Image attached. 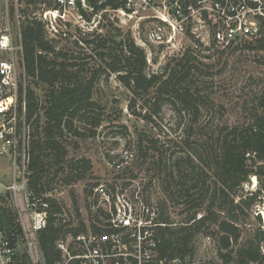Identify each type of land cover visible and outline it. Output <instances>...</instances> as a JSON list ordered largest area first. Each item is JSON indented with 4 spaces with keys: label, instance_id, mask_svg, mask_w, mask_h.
<instances>
[{
    "label": "rangeland",
    "instance_id": "rangeland-1",
    "mask_svg": "<svg viewBox=\"0 0 264 264\" xmlns=\"http://www.w3.org/2000/svg\"><path fill=\"white\" fill-rule=\"evenodd\" d=\"M42 1L52 5L51 0ZM245 1L240 0V4ZM200 2L199 8L193 11L183 7L187 4L185 0H152L145 9L139 7L137 0H133L131 9L134 11H127L125 4L118 9L97 11L82 7L83 21L80 27L61 23L56 35L44 30L47 40L57 50L68 51L75 58L73 62H76V68L88 76L94 69L97 70L94 52L85 43L92 33L107 38H133L136 45L145 51L150 74H160L167 64L171 68L181 59L193 60L198 68L195 80L200 85L206 107L201 122L207 123L210 130L224 124L232 127L247 123L259 100L264 97V51L255 49L257 41L264 36V11L259 8L264 0L255 1L258 4L256 10L244 13L240 9L237 15L239 20L228 19L225 7L213 8L212 0ZM201 10H206L207 19H203ZM3 17L4 1L0 0V21ZM163 20L180 25L182 31L173 32ZM230 21L237 24L233 36L227 38L228 26L225 25H230ZM155 26L165 30L166 39L162 44H154L147 37L148 30ZM98 74L93 87V99L98 107L92 116L100 115L102 124L93 128L90 121H84L87 113L77 114L73 130L71 133L66 131L63 136L62 141L68 151L65 161L59 165L50 161L47 167L43 179L46 193L43 197L59 203L71 227H77L82 222L87 230H94L92 226L96 227L105 220L103 213L97 212L98 203L93 196L97 185L104 184L112 192L121 189L129 196L131 192L140 190L143 200L157 211L158 218L167 217L173 224H179L193 209L180 199L168 201L159 173L163 168L157 163V155L151 146H156L173 158L188 152V146L181 142L184 131L180 119L173 115L171 105L161 102L159 112L152 121L143 120L141 116L144 112L138 115L142 101L137 99L135 106L128 108L133 99L131 91L117 80L115 74L110 73L108 77L101 71ZM34 84L31 83V87L34 88ZM43 90L42 85L36 88L40 99L43 98ZM28 122L32 133L31 122ZM91 132H94L93 136ZM150 141L156 143L150 145ZM139 142H142L145 150L150 148L148 153L144 154V149L140 151ZM126 151L131 156L124 160ZM84 160L89 161V169L83 167ZM170 165L167 164V167ZM12 172L8 157L0 156V209L9 207L17 216L13 197L4 188L11 183ZM80 174L84 178H74ZM67 178L71 180L67 181ZM253 178L256 177L249 179V185H244L239 195L260 188ZM258 200L251 211L246 210V216L238 218L240 242L258 243L264 252V192L259 194ZM205 205H201V208ZM219 206L220 203L216 202L215 212L223 218L225 213L218 209ZM200 212L198 218L203 214ZM257 215L261 220L257 219ZM202 233L192 238V251L183 262L221 264L214 238ZM22 246L19 247L20 252Z\"/></svg>",
    "mask_w": 264,
    "mask_h": 264
},
{
    "label": "trees",
    "instance_id": "trees-1",
    "mask_svg": "<svg viewBox=\"0 0 264 264\" xmlns=\"http://www.w3.org/2000/svg\"><path fill=\"white\" fill-rule=\"evenodd\" d=\"M185 1L197 7L204 0ZM239 2L212 0V7H226L227 15L233 17L235 11L230 9ZM245 3L252 9L258 8L252 0ZM88 4L94 11L105 6L112 9L122 7V3L117 1L98 6L97 0H90ZM259 8L264 11V2ZM202 14L204 20L208 18L206 11ZM232 22L230 25L235 27L236 23ZM85 43L94 52L97 68L90 76L76 68L75 58L68 51L57 50L47 40L40 23L25 21L22 26L24 64L30 78L26 92V117L32 127L28 189L34 197H42L48 203L46 226L38 232L44 263L56 264L61 259L56 249L58 240L87 230L82 222L77 227L60 223L58 215L62 213L61 207L55 200L43 197L46 193L43 179L50 161L57 165L65 161L68 151L63 144V136L66 131L71 133L79 112L88 114L84 121H90L93 128L101 126L100 115L92 116L98 107L93 99V87L98 71H101L107 77L110 73L115 74L117 80L131 91L133 99L128 108L132 109L137 99L142 101L138 115L144 112L141 116L143 120L152 121L159 112L160 103L167 102L173 109V115L183 125L181 142L188 146V152L183 156L173 158L151 146L157 155V163L163 168L159 173L168 201L180 199L193 209L179 224H173L167 217L160 218L164 226L157 230L159 257L169 264L174 259H179V264H185V257L192 251V238L203 231V235L214 238L221 264H264V252L258 243L240 242L238 220L247 215L246 210H252L260 201L259 194L264 192V97L259 100L249 122L232 127L224 124L210 130L208 124L200 120L206 107L200 85L195 80L198 68L193 60L181 59L171 68L167 64L160 74H150L145 51L130 36L116 39L115 36L107 38L92 33ZM255 49L264 51V36L257 41ZM31 83H35L34 88ZM40 85L44 88L42 99L36 93ZM72 133L78 135L75 131ZM90 134L93 136L94 132ZM155 143L150 141V145ZM139 144L141 152L143 149L144 154L149 152L150 148L145 150L142 142ZM169 163L171 165L167 167ZM83 167L89 169L88 160H84ZM253 176L260 188L239 195L238 192L243 191L244 185H249ZM74 178L80 180L84 177L80 174ZM70 180L67 178V181ZM216 202L221 205L218 209L225 213L223 218L215 212ZM201 205L205 207L201 208ZM200 211L203 214L198 218ZM0 218L2 228L16 232V214L12 209L1 208ZM257 219L261 220L260 215ZM22 258L23 264H27L25 253Z\"/></svg>",
    "mask_w": 264,
    "mask_h": 264
},
{
    "label": "built area",
    "instance_id": "built-area-1",
    "mask_svg": "<svg viewBox=\"0 0 264 264\" xmlns=\"http://www.w3.org/2000/svg\"><path fill=\"white\" fill-rule=\"evenodd\" d=\"M3 1L4 17L0 21V156L8 157L13 168L11 183L4 188L11 193L18 214L16 232L2 228L0 218V264H23V253L27 264H45L38 232L46 226L48 203L42 197H34L28 189L31 131L26 117V92L30 78L24 64L22 26L25 21L38 22L48 33L56 35L61 23L81 26L82 7L94 9L88 4L90 0H51V6L42 0ZM114 1L125 4L127 11H131L134 5L133 0H97V4L102 6ZM137 2L145 9L152 0ZM183 7L189 11L199 8L188 3ZM109 8L111 6H105L102 10ZM240 9L244 13L256 10L239 2L230 9L235 15H227V18L239 20ZM225 11L228 13L226 7ZM163 21L173 32L182 31L180 25ZM225 26H228L226 37H232L236 26ZM217 36L220 38V32ZM147 37L154 44H162L166 39L165 30L155 26L148 30ZM130 156L126 151L123 159ZM131 193L129 196L121 189L112 192L104 184L97 185L93 196L98 203L97 209L101 211L97 212L105 216L104 222L92 227L94 230L58 240L56 249L61 259L56 264H169L158 254L157 230L164 224L157 211L143 200L140 190ZM58 218L62 225L68 224L65 213L59 214ZM177 263V259L171 262Z\"/></svg>",
    "mask_w": 264,
    "mask_h": 264
},
{
    "label": "water",
    "instance_id": "water-1",
    "mask_svg": "<svg viewBox=\"0 0 264 264\" xmlns=\"http://www.w3.org/2000/svg\"><path fill=\"white\" fill-rule=\"evenodd\" d=\"M253 180H256V178H253Z\"/></svg>",
    "mask_w": 264,
    "mask_h": 264
}]
</instances>
